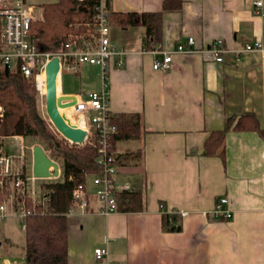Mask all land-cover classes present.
<instances>
[{
    "label": "crops",
    "instance_id": "0c3cea01",
    "mask_svg": "<svg viewBox=\"0 0 264 264\" xmlns=\"http://www.w3.org/2000/svg\"><path fill=\"white\" fill-rule=\"evenodd\" d=\"M254 1L183 0L181 12L164 14L157 48L171 49L194 37L201 50L221 38L234 50L225 53L222 63L203 52L177 53L167 71L155 70L161 54L145 47L144 27L110 24L111 40L125 53L111 60L106 79L99 66L88 63L59 73V94L84 97L106 90L111 112L138 113L144 128L138 138L115 146L117 154L142 152L136 160L119 163L117 175L128 191L141 192L142 208L105 216L88 183L87 213L68 217L69 264H264V56L237 52L262 36L263 18ZM163 2L111 0L110 7L114 12H154ZM86 73L101 75V89L78 91L65 85L67 75L84 89ZM245 112L258 118L262 132L230 131L223 157L203 154L211 132L222 130L229 116ZM32 138L1 136V143L5 150L4 140L19 139L25 154L33 147L25 140ZM221 197L229 200V219L213 217ZM162 204L165 210L187 212L180 231L164 229ZM99 247L109 251L103 260L94 254Z\"/></svg>",
    "mask_w": 264,
    "mask_h": 264
},
{
    "label": "trees",
    "instance_id": "16d2710c",
    "mask_svg": "<svg viewBox=\"0 0 264 264\" xmlns=\"http://www.w3.org/2000/svg\"><path fill=\"white\" fill-rule=\"evenodd\" d=\"M102 0H56L41 4L44 21L33 22V42L46 52L64 49L69 33L84 31L98 12ZM109 12L110 24L126 29L136 24L144 27V43L147 49H156L163 41V17L168 12H181L183 0H164L162 9L154 12H114L111 0H104ZM38 89L35 77L26 78L19 72H10L0 65V136H34L40 138L54 158L62 163L61 179L46 185L52 189V197L46 212L38 208L36 214H28L26 224L25 264H69V219L66 213L71 208L74 188L87 181V174L98 173L101 167L96 162L97 150L91 146L78 147L49 127L38 106ZM111 123L117 131L111 136L115 149L119 141L136 139L144 131L142 117L138 113L113 114ZM254 130L262 132L258 118L249 112L234 114L225 121L222 130L212 131L204 143L203 154L224 156L225 139L230 131ZM142 155L141 150L116 152V162L127 163ZM6 192L0 187V202ZM118 210L131 211L142 208L141 192L119 190L116 192ZM163 205V204H162ZM27 207L33 209L31 200ZM163 227L167 231L182 229L179 213L163 212Z\"/></svg>",
    "mask_w": 264,
    "mask_h": 264
},
{
    "label": "built area",
    "instance_id": "2783aa9c",
    "mask_svg": "<svg viewBox=\"0 0 264 264\" xmlns=\"http://www.w3.org/2000/svg\"><path fill=\"white\" fill-rule=\"evenodd\" d=\"M79 3L84 0H77ZM256 12L263 18L262 36L260 39L246 43L238 50V53L259 51L264 56V0L254 1ZM44 9L39 4L30 0H0V65L10 72H19L26 78H38L46 70V64L54 57L60 60V72L63 68L78 70L83 63L97 65L101 68L102 76L107 78L111 67V60L122 55L125 51L115 44L110 38L109 12L102 0L98 12L92 21L87 23L91 31L90 38L78 35H69L64 49L54 52H46L37 46L32 39L31 27L33 22L44 20ZM234 51L228 48L225 40L219 38L212 41L207 47L198 50L195 48L194 37H189L187 44L179 43L171 49H154L161 57L153 63L155 70L167 71L177 53L203 52L209 59L222 63L227 52ZM237 61L240 58L237 57ZM117 66H122L123 61L118 60ZM77 96V102L72 110L80 115L79 127L86 131L85 140L75 143L67 139L71 144L78 147L91 146L97 150L96 162L101 167L100 172L87 174V181L77 185L72 193V205L66 216L73 215L76 211L86 214L89 206L88 178L94 186V194L101 204L100 213L108 216L118 212V200L116 192L127 190L129 186L118 182L119 164L116 162V151L111 143V136L117 131L111 123L113 113L109 108V100L106 90L91 92L84 97ZM3 109L0 108V116ZM57 129V128H56ZM58 131V130H56ZM58 133L64 137L59 131ZM22 153L10 155L2 147L0 136V187L6 192V197L0 202V218L7 216L20 217L22 228L26 229L25 218L28 214H36L41 207L46 212L52 197V189L42 182L43 180H58L62 175V164L50 155V150L45 151L47 155L59 165V176L51 178H38L26 167L24 145L21 143ZM34 147V145H33ZM33 147L31 148L33 152ZM53 172V167L50 168ZM27 200H31L33 209L27 207ZM229 200L221 197L212 211L214 218L229 219L233 216L231 208L227 207ZM163 212H175L165 210ZM185 217L187 212H177ZM94 254L97 260H103L109 251L107 248H95Z\"/></svg>",
    "mask_w": 264,
    "mask_h": 264
},
{
    "label": "rangeland",
    "instance_id": "374dc122",
    "mask_svg": "<svg viewBox=\"0 0 264 264\" xmlns=\"http://www.w3.org/2000/svg\"><path fill=\"white\" fill-rule=\"evenodd\" d=\"M53 1L56 0H30V2L37 5L46 2H53ZM39 21H44V20H39ZM84 28H85L84 31L69 33L67 35V38L69 37V35H78L81 37L90 38L91 31L87 28V24L84 26ZM83 78H84V83L86 84L84 89H81L80 85L77 82V79L74 82L70 81L67 75L65 77V85L67 87H69V85H75L76 87H78L77 88L78 91H88L94 86H97L99 90L103 85L102 77L100 74L95 75L94 73H90L89 75L86 73ZM36 87L38 89L37 101H38L39 111L41 115L49 122V127L53 131H56L57 129L50 120L46 111L45 93H43L42 90L40 89V83L38 85L36 83ZM70 114L76 115L74 112L71 111ZM78 123L81 124L80 120ZM4 141H5L4 144L5 150L7 151V153H9L10 155H18L21 153L19 139H14L13 141L11 140H4ZM25 141L30 146L40 144L46 149V145L38 137L32 138L31 140L26 139ZM46 150L48 151V149ZM25 154L27 155L25 159L29 160V161L27 160L28 162L26 161L29 166L28 168L32 169V162L30 161V154H32V151L29 149V151L26 152ZM50 155L52 156L51 153ZM54 159L58 160L60 163H63V161L60 158H54ZM91 179H92L91 177L88 178L89 185L92 184ZM42 182L49 183L52 182V180L48 179V180H43ZM25 248H26V233L25 230L22 228V222L20 217L10 215L7 216L6 218H0V264H25Z\"/></svg>",
    "mask_w": 264,
    "mask_h": 264
},
{
    "label": "water",
    "instance_id": "95a60500",
    "mask_svg": "<svg viewBox=\"0 0 264 264\" xmlns=\"http://www.w3.org/2000/svg\"><path fill=\"white\" fill-rule=\"evenodd\" d=\"M59 73L60 60L58 57H54L46 64V111L54 126L65 138L75 143H81L85 140L86 131L79 127L69 115L73 105L77 102V96L59 94ZM51 167H53V172L50 171ZM32 170L38 178L59 176L58 163L50 158L44 147L39 144L33 147Z\"/></svg>",
    "mask_w": 264,
    "mask_h": 264
},
{
    "label": "bare ground",
    "instance_id": "6f19581e",
    "mask_svg": "<svg viewBox=\"0 0 264 264\" xmlns=\"http://www.w3.org/2000/svg\"><path fill=\"white\" fill-rule=\"evenodd\" d=\"M40 83V89L42 90L43 93H45L46 96V91H47V85H46V70L41 73V75L38 78V84ZM58 83H59V78H58ZM39 87V86H38ZM60 110V109H59ZM73 112L79 117H75V116H71V118L75 121V123L79 124V120H80V115L73 110Z\"/></svg>",
    "mask_w": 264,
    "mask_h": 264
}]
</instances>
